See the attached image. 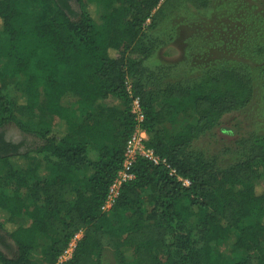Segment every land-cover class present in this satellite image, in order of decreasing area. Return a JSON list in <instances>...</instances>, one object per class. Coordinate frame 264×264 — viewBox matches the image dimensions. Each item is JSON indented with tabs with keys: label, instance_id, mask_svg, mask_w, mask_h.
<instances>
[{
	"label": "trees",
	"instance_id": "16d2710c",
	"mask_svg": "<svg viewBox=\"0 0 264 264\" xmlns=\"http://www.w3.org/2000/svg\"><path fill=\"white\" fill-rule=\"evenodd\" d=\"M76 2L79 11L70 0H0L9 61L0 69V128L14 123L42 141L0 155V228L18 247L12 257L0 250V264H102L105 238L122 264H213L222 245L225 264H264V135L226 166L192 146L252 100L251 78L223 68L163 83L146 66L147 22L154 28L166 13L210 0ZM128 85L145 114L146 144L167 165L139 158L106 212L136 125ZM21 216L27 225L16 222ZM80 231L73 257L59 263Z\"/></svg>",
	"mask_w": 264,
	"mask_h": 264
},
{
	"label": "rangeland",
	"instance_id": "374dc122",
	"mask_svg": "<svg viewBox=\"0 0 264 264\" xmlns=\"http://www.w3.org/2000/svg\"><path fill=\"white\" fill-rule=\"evenodd\" d=\"M70 4L79 11L76 0H70ZM100 11L104 13L105 9ZM150 24L148 21L143 42L153 49L152 56L146 61L153 81L188 82L223 68L238 69L251 78L254 85L252 100L226 114L221 126L192 145L215 157L219 165L237 162L243 158V144L264 135V0H210L209 5L202 8L183 5L166 13L156 27L151 28ZM7 46L8 36L0 32V69L9 62ZM7 83L17 96L14 84L10 80ZM75 109L79 116L81 107ZM190 119L196 120L194 116ZM50 120L54 129H65L58 118L50 117ZM2 128L15 135L17 140L26 142L22 152L42 143L36 136L23 134L14 123ZM154 196L150 190L144 194L146 208L152 206ZM4 220L0 216V222ZM16 222L27 225L29 219L21 216ZM6 254L14 256L16 249L10 246ZM230 259L229 247L222 245L215 253L213 264H225ZM102 264H122L110 238L104 240Z\"/></svg>",
	"mask_w": 264,
	"mask_h": 264
},
{
	"label": "built area",
	"instance_id": "2783aa9c",
	"mask_svg": "<svg viewBox=\"0 0 264 264\" xmlns=\"http://www.w3.org/2000/svg\"><path fill=\"white\" fill-rule=\"evenodd\" d=\"M128 90L132 96L131 112L134 115L136 125L132 136L128 139L126 144L123 167L117 173V176L110 186L107 200L102 207V210L106 212L111 210L113 207L117 197L120 194L123 183L134 178L132 169L139 158L150 160L155 164L163 163L167 165L165 158L160 157L154 151V149L147 146L146 142L149 138V135L143 126L145 114L140 103V98L133 95L130 85H128ZM172 172L175 173V170H172ZM179 179L184 185L188 186L190 184V181L187 178L179 176ZM82 236L83 231H80L75 235V237H73L64 253L59 257V263L68 261L73 257L75 248Z\"/></svg>",
	"mask_w": 264,
	"mask_h": 264
},
{
	"label": "flooded vegetation",
	"instance_id": "af4514ba",
	"mask_svg": "<svg viewBox=\"0 0 264 264\" xmlns=\"http://www.w3.org/2000/svg\"><path fill=\"white\" fill-rule=\"evenodd\" d=\"M23 134H26V133L23 132ZM32 136H34V135H32ZM24 142L25 141L22 142L21 140H17L15 135L9 133L7 130H3L2 127L0 128V155H4L5 151H7L8 149H14L16 146H18L20 149H22L26 145V142L25 143ZM5 143L10 145V147L7 146ZM10 246L14 247L16 249V253H17L18 247H17L14 239L8 234L7 231L0 228V250L4 254H6V250L9 249ZM7 256H9V255H7ZM9 257H12V256H9Z\"/></svg>",
	"mask_w": 264,
	"mask_h": 264
}]
</instances>
